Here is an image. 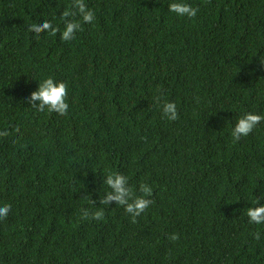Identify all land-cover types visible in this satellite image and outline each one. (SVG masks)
<instances>
[{"label": "trees", "instance_id": "obj_1", "mask_svg": "<svg viewBox=\"0 0 264 264\" xmlns=\"http://www.w3.org/2000/svg\"><path fill=\"white\" fill-rule=\"evenodd\" d=\"M84 2L94 20L71 18L81 30L63 41L72 0H0V264H264V224L246 215L264 205V120L231 136L264 116V0ZM45 21L60 31H29ZM49 77L66 116L28 103ZM106 170L153 203L135 218L101 205Z\"/></svg>", "mask_w": 264, "mask_h": 264}, {"label": "clouds", "instance_id": "obj_2", "mask_svg": "<svg viewBox=\"0 0 264 264\" xmlns=\"http://www.w3.org/2000/svg\"><path fill=\"white\" fill-rule=\"evenodd\" d=\"M72 10H65L62 13L64 20V30L60 34V38L63 41H70L74 39L75 33L81 30V23L73 17H81L84 23H91L94 20V12L88 9L84 0H72ZM168 11L175 13L177 16H186L188 18H194L199 11L198 8H194L191 5L183 2H172L168 5ZM30 32H33L37 37L45 31L50 32L55 36L60 31L59 28L53 27L49 21H45L41 24H33L29 28ZM68 96L67 85L63 81H55L49 77L39 83V87L36 91L31 93L28 103L31 108L37 112H49L56 113L60 116H66L69 109V104L66 101ZM157 104L160 103V97L154 98ZM38 102V103H37ZM162 114L170 121L178 119V112L176 104L174 102L165 101L162 105ZM264 120V116L254 113H247L240 117L232 129L231 136L233 142H237L241 137L248 136L253 129ZM8 135L7 132L0 133V136ZM103 183L110 189L107 191L103 198H100L101 205H109L111 202H115L116 205L124 207V210L130 214L133 218L140 216L145 210L153 203L149 197L152 196V188L141 183L139 186V192L142 195L137 196L132 188L128 186V178L123 174L106 170ZM94 203V202H93ZM11 206H0V219L7 217ZM82 219H104V210L98 209L94 212H90L88 209L81 210ZM246 215L249 218V223L264 224V205L255 207H249ZM254 239H260V232L257 231L254 234ZM170 240L176 241L179 236L173 233Z\"/></svg>", "mask_w": 264, "mask_h": 264}]
</instances>
